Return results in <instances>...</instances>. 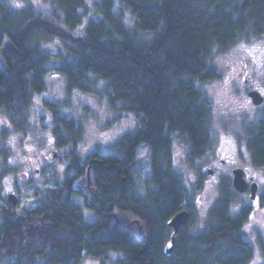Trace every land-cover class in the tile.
Masks as SVG:
<instances>
[{
  "label": "trees",
  "instance_id": "trees-1",
  "mask_svg": "<svg viewBox=\"0 0 264 264\" xmlns=\"http://www.w3.org/2000/svg\"><path fill=\"white\" fill-rule=\"evenodd\" d=\"M8 1L0 0V109L17 131L28 133L32 104L52 71L65 78L70 93L106 100L114 112L133 117L137 129L89 171L101 191L96 222L84 220L70 185L33 187L32 209L0 204V264H81L110 256L114 264H249L253 249L240 237L247 214L231 219V189L225 187L228 201L216 226L209 222L200 232L182 227L173 252L163 251L171 235L167 221L187 210L193 196L174 168L172 146L180 141L189 147L190 160L212 149L211 105L201 88L221 79L211 64L216 55L242 39L264 37V0H100L95 20L87 16L86 0H54L50 17L32 7L15 11ZM117 4L132 15V28ZM54 36L68 52L59 66L51 67L53 55L43 46ZM43 104L52 116L56 147H72L65 174L74 173L73 184L84 182L88 161L97 157L92 154L83 163L78 155L81 125L60 115L56 104ZM246 137L252 165L264 169V118L247 127ZM142 147L151 149L143 195L135 179L132 187L127 180L131 159L138 163ZM50 206L58 215L53 225L30 230L31 220ZM117 211L136 218L141 233L103 216Z\"/></svg>",
  "mask_w": 264,
  "mask_h": 264
},
{
  "label": "rangeland",
  "instance_id": "rangeland-1",
  "mask_svg": "<svg viewBox=\"0 0 264 264\" xmlns=\"http://www.w3.org/2000/svg\"><path fill=\"white\" fill-rule=\"evenodd\" d=\"M53 1L9 0L7 4L15 11L32 7L50 17L54 10ZM99 2L100 0H86L87 16L90 19H97L96 6ZM117 12L121 14L125 25L132 28L133 18L129 11L117 4ZM87 21L84 17L82 25H86ZM43 47L53 55L49 63L51 67L59 66L60 60L68 52L66 45L56 36ZM211 64L221 74V79L207 83L201 89L211 105L210 126L215 140L213 148L204 157L194 161L189 159L186 146L176 141L172 146L173 164L192 190L190 205L194 214L191 227L196 228L198 224L200 229L207 220L208 208L219 196L222 187H230L231 170L235 167L244 168L247 176L252 177L258 185L256 194L260 197L262 205L258 208L256 204L251 205L247 195L234 193L233 207L254 209L244 226L247 234L240 233L242 239L254 242L260 235L264 239V169L255 168L251 163L246 129L264 118V37L242 39L227 52L216 55ZM243 77L247 82L242 80ZM254 90L263 98L259 105H254L248 96V93ZM97 91L101 92V88L98 87ZM44 101L56 104L60 115L81 125L82 136L77 146L81 159L93 153L105 154L119 139L137 129V122L133 117L114 112L106 100L101 101L94 95L77 91L70 93L62 75L55 71L49 73L45 91L37 96L32 104L28 133L17 131L6 113L0 109V204L6 206L9 192H14L18 199L17 211L36 206L33 187L29 186L32 182L46 183L53 180L60 183L69 175L65 174V165L61 163L67 151L56 147L52 116L43 108ZM54 153L57 157L51 163L42 161V158ZM148 153V150L142 147L138 155L142 171L135 180V187L141 195L148 188L144 182L150 173ZM220 160H225V163L220 164ZM209 169L213 170L212 175L207 174ZM36 170H40L38 174ZM49 187V183L45 185V189ZM126 219L125 222L129 221V218ZM261 259L262 254L256 249L254 264L259 263ZM81 264H114V260L111 256L85 259Z\"/></svg>",
  "mask_w": 264,
  "mask_h": 264
},
{
  "label": "flooded vegetation",
  "instance_id": "flooded-vegetation-1",
  "mask_svg": "<svg viewBox=\"0 0 264 264\" xmlns=\"http://www.w3.org/2000/svg\"><path fill=\"white\" fill-rule=\"evenodd\" d=\"M242 80L244 82H247V80L244 77L242 78ZM252 89H254V88H252ZM252 89L250 88V90H252ZM71 148L72 147H69L68 149L66 148V151L69 152ZM111 148H113V147H111ZM186 148L188 149V155H189V153H190L189 149L190 148L189 147H186ZM146 149L149 152V163H148V165H149V170L151 172V161H150L151 160L150 159L151 149H149L147 147H146ZM108 151H109V149L106 151L105 154L104 153H93L94 154V157H97V158L95 159V161H90L92 159H90L88 161V163L86 165V168H85V170H86L85 173H88V171L91 172L93 166H95L98 163L99 158L105 157L107 155ZM139 151H140V149H139ZM54 155H56V157H57V154L56 153H54L52 155L50 154L48 157L42 158V161H44L46 163L47 162L48 163H51L53 161V159L56 158V157L54 158ZM65 155L66 156H64V159H62L61 163L65 165V170H66V165L70 162V160H69V157H67V154H65ZM87 157H93V155L92 154L87 155L85 158H87ZM85 158L81 159L83 163H85ZM201 158H199V159H201ZM193 160L195 161V160H198V159H193ZM137 162L138 163L132 161V159H131V164L127 168L128 169V171H127V173H128L127 180L131 184L130 185L131 187H132V180L133 181H134V179L136 180V178H135L136 177V174H134V173H137L138 169H142V167H137V164L139 166V159H138V157H137ZM224 163H225V160H220V164H224ZM132 168L134 169V171H132ZM235 169H241L242 170L243 179H244V181L247 184V190L245 192H243V193H240V192L236 191L234 189V187H233V183H232L233 182V171ZM40 170H36V173L38 174ZM68 174L69 175L67 177L65 176V178L63 180H61L60 183L53 182V180L51 182L49 180L46 183H44V182H37V183H34L33 184V182H32L29 186L36 187V188H39V189H45V185H47L49 183V185H50L49 188L52 190V189H54L53 187H55V186L56 187H60V188H66L67 185H70V188L73 191V197H72L73 198V201H74V203L76 205H78L81 208V212H82V215H83L84 220L86 222L90 223V224L96 222L97 219L99 218V216L97 215V213L99 212V210H98V208H99L98 196L100 195V192H101L100 189H98L97 187H95L94 181L90 178L91 177L90 175H89V178L87 177V175H85V181H84L85 183L81 179L76 184H73L75 182V178H74L75 175L72 172L71 173H68ZM207 174L208 175H212L213 174V170L212 169H209L207 171ZM231 174H232V178H231V182H230V187H228V188L231 189V190L229 189L230 190L229 191V193H230L229 196L231 198H230V202H229L230 208H228V210L230 211L231 219L232 218H235V219L238 220L240 218H243V216L245 214H247V218H246L245 222H243L241 224L240 233L242 234V232L243 233L245 232L244 231V226L249 221L250 216L254 212V209H252L251 207H249V208L248 207H233L234 193L235 194L237 193L240 196L247 195L248 198H249V200L251 201V205L256 204L258 206V208L262 204H261V199H260L259 196H257V194L255 195V198L254 199H251V195L252 194L250 192V186L252 184H256V183L253 181V178L252 177H248L247 176L246 172L244 171V168L235 167V168H233L231 170ZM97 178H98V176H96V181H97ZM257 191H258V185H257ZM9 194H14L15 195L14 192H9ZM226 201H228V198L226 199L225 194L222 192V190H220L219 196L216 197V199L211 203L212 205L210 206V208H208L209 209V212H208V216L206 218L207 220L203 224L202 229H200L199 228V225L197 224L196 225V231L197 230L199 232L200 231H203L204 228H205V226H209V224H208L209 222L211 223L212 226L215 227L216 224L218 223L217 220H216L217 219L216 216L219 215L218 212H219V210H222V205H225L226 204ZM6 203H8L7 202V198H6ZM185 211L189 215L188 224H186L185 226H188V228L191 230L192 229L191 222H193V214H194V211H193V208H191V205H188V209L185 210ZM120 214L121 213H118V211H117L116 213H114V212L109 213V214L108 213H105V214H103V216H110L112 219H114V221L117 224H119L122 227L127 228L128 230H131L133 234H135V233L140 234L141 233V230H140V226L141 225H140V222L136 218L132 219V216H130L129 214H124V215H120ZM57 216L58 215H57L56 208H54L53 206H50L49 209L47 208L45 210V212L41 216H36L35 218H33L31 220L32 223L29 224V229L32 230V231H43V229H45V228H50L53 225V223L56 221ZM126 217L129 218V221H127V222H125V220H127ZM128 225H130L129 228L127 227ZM32 226H33V228H32ZM169 229L171 231V235L168 238L166 247H169L170 248L171 247V242H172V236H173V229H171V228H169ZM133 230H135V232H133ZM180 230H181V228H180ZM245 234H247V233L245 232ZM175 239H176V235H175ZM242 242H244L247 246H251L252 249H253V257H252V260L250 261L249 264H254V251L256 249H257V251L259 249L260 252H261V254H262V259L257 264H264V239H263V237L260 235V237H257V239L254 242H251L250 241L251 244H250V242H248V241H246L244 239H242Z\"/></svg>",
  "mask_w": 264,
  "mask_h": 264
},
{
  "label": "water",
  "instance_id": "water-1",
  "mask_svg": "<svg viewBox=\"0 0 264 264\" xmlns=\"http://www.w3.org/2000/svg\"><path fill=\"white\" fill-rule=\"evenodd\" d=\"M249 98L251 99L252 103L254 105H259L262 103L263 98L260 96V94L254 90L248 93ZM56 155H54V158ZM87 177L89 178V171L87 173ZM233 187L236 191L243 193L247 190V184L243 179V173L241 169H235L233 171ZM257 191V185L252 184L250 186V192H251V199L255 198ZM7 202L12 205L16 206L18 203V200L14 194H9L7 196ZM189 221V215L186 211H182L174 215L171 219L167 221V227L173 229V236H172V242H171V247H165L164 249V255H169L173 252L174 249V243H175V235L178 234L180 228L184 227L186 224H188ZM128 228L130 225L127 226Z\"/></svg>",
  "mask_w": 264,
  "mask_h": 264
}]
</instances>
